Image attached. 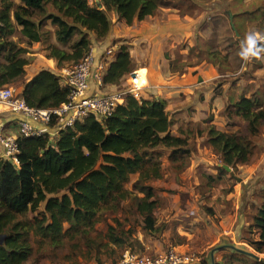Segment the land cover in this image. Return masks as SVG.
<instances>
[{
    "label": "trees",
    "instance_id": "1",
    "mask_svg": "<svg viewBox=\"0 0 264 264\" xmlns=\"http://www.w3.org/2000/svg\"><path fill=\"white\" fill-rule=\"evenodd\" d=\"M100 2L102 8L94 0H0V87L23 79L30 62L26 53L33 43H46V56L58 66L73 65L89 51L91 34L96 39L107 36L112 14L131 25L162 7L179 8L171 0ZM263 4L239 13L257 19L255 31L260 36H264ZM48 21L52 31L46 28ZM17 27L18 37L14 39ZM52 37L58 45L51 43ZM233 46L244 54L248 44L238 40ZM208 54L212 62L216 57L226 61L228 56H221L219 51ZM249 55L253 62L260 55L264 57V43L249 46ZM165 58L170 60L167 54ZM109 61L102 72V85L119 84L133 69L125 45H120ZM169 66L172 72L183 71L176 60H170ZM254 90L240 92L235 101L229 98L224 110L227 119L245 123L244 131H221L209 117L188 122L186 127L177 126L172 133L174 121L164 99L128 95L109 116L98 119L90 115L54 137L17 135L16 162L0 158V264H25L35 243L40 249L49 247L51 256L45 257H53L56 264H79V259L105 264V258L113 262L122 250L136 248L139 220L130 222L127 214L140 218L144 234L158 236L164 226L156 222L157 200L147 182L162 178L163 156L169 168L178 172L196 152V139L204 136L205 147L218 159L214 174H202L209 185L222 175L235 180L237 166L258 159L257 137L264 134V104L261 90ZM20 95L30 107L53 109L68 100L69 89L60 83V76L41 70L24 83ZM57 119L52 116L48 126L54 127ZM132 174L138 177L130 191L124 185ZM258 195L253 223L255 232L259 231V251L264 253V183ZM43 202L44 210L29 218L28 213ZM250 229L246 228V234H251ZM244 239L253 242L250 235ZM231 245H224L222 250L238 253L243 259L230 256L213 264H264V258L241 253ZM249 257L254 263L246 261Z\"/></svg>",
    "mask_w": 264,
    "mask_h": 264
},
{
    "label": "rangeland",
    "instance_id": "2",
    "mask_svg": "<svg viewBox=\"0 0 264 264\" xmlns=\"http://www.w3.org/2000/svg\"><path fill=\"white\" fill-rule=\"evenodd\" d=\"M207 1L210 0H194V3L186 0H174L173 2L171 0L172 4H176L181 9L180 13H186L188 15H193L196 10L201 11L199 5ZM212 4H216L218 8H216V10H213L212 8L206 9L207 14L205 17H203V19L195 25V28L199 29L198 32L201 33L203 37L197 38V43H195L192 47L187 48L188 44L184 43V46H182L183 43H181L180 45L171 48L167 51L168 57H170L171 61L176 60L178 68H184L185 66L200 63L202 60H211L208 54L211 51H219L221 56L228 55L226 61L221 62L219 60L220 58L216 57L213 62L212 60L209 62L214 65L217 64L219 66V72L229 73L231 78H236L232 81V87L228 90L232 101L237 100L240 92L242 91L249 93L254 89H260L263 94L262 101L264 104V57L260 55L257 61L253 62L250 58L248 49L249 46L256 42L258 37V35H254L257 19H249L246 15L240 16L239 13L243 10V6L239 1L215 0ZM261 6H264V4ZM227 11L231 13V20L226 13ZM212 13H218L220 15H218L219 17L210 15ZM233 14H235V17H233ZM206 16H209V18ZM231 23H233V28H235V26L238 27L240 35L236 28L233 29L231 27ZM16 31L17 32L14 33V36L17 38L18 27ZM15 37L13 38L16 39ZM238 40H242L244 44L245 42L248 44V46H246V49L248 50L245 49L244 54H242L240 49L234 48L233 46V43ZM51 43L53 42L51 41ZM41 44L43 45V49L47 50V44ZM53 44L58 45L56 42ZM178 46L180 50H183V52H179L180 50L178 49ZM230 47L231 49H229ZM167 48L168 47L166 46V49ZM37 49H39V47ZM170 60H168V63ZM73 65H70L69 67H72ZM144 72H146V69L142 70V73ZM148 74L149 73H147V75ZM239 79H241V81L236 83ZM121 81L119 82L117 89L122 90L125 82L123 79ZM12 85L13 88H15L19 85V82H15ZM226 121L229 123L228 127H230L231 130H245L246 125L240 119L232 118V120L227 119ZM186 125L187 122L181 123L180 125L177 124V126L183 127H186ZM177 126H173L175 130ZM257 141L259 153H261V151L264 152V134L257 137ZM202 153L205 154L204 151H202ZM161 159L164 164V174L162 178L150 180L147 183L154 188L157 200V207L154 212L156 222L163 225L164 228L158 236L144 234L140 227V218L138 216L127 214L126 216L130 222L139 220V223H136L135 226L136 235L134 237V243L136 248H134L131 252L151 254L153 253L150 251L152 243L154 241L159 242V240L164 239L166 242L164 244L165 249L168 247H177L176 249H179V251L182 250L181 252H188V254L190 253L196 256L200 255L207 260L210 258L208 255L209 252L219 253L220 250L227 252L221 260L225 261L229 259L230 256L235 259H243L238 253L232 254L228 250H222L226 244H232L237 248H242L249 253L251 252L258 258H264V253L259 251L261 247L258 238L259 231L258 233L255 232V225L253 223L255 210L252 213V204H254V208L256 209V202L259 197L258 189L259 186L264 183V180L259 182L256 187L254 202L251 199V191L249 194L245 193L247 204L249 206L247 205L248 207L244 210L245 214L243 213V216L244 220L248 223L246 226L251 227V234L248 232V234H246V232H244L247 228L245 227V229L240 230L241 232L238 230L237 234H234L235 236L233 235V229L235 228H232L231 233L229 232L228 235H225L229 227L227 224L229 221L225 220L229 216L225 213L232 211L229 209V205H232L233 201H226L222 198V196H225V198L231 199L232 196L229 194H234L235 190L238 192L236 196H242L243 198L245 190L248 192V189H251L252 180L248 178L250 176V172L252 174L253 169L256 168L255 163L257 160L248 166L239 165L236 167V170L233 171L236 178H241L240 185L227 175H222L219 179L212 180L209 185L206 184L207 181L202 174L205 172L215 173L211 171L213 169L211 163L208 167L203 165H201L202 167H197L194 169V175H192L190 158L185 160L181 170L178 172H174L169 168L166 156H163ZM262 168L263 170L261 171V176L263 177L264 163ZM137 177L138 174H132L129 177V180L124 185L127 190L133 191ZM164 192L167 194H164ZM60 194L61 193L55 194L54 196H58ZM138 195L142 196L143 194L139 193ZM228 195L230 197H228ZM44 207L45 202L41 203L36 211L29 212L28 217L31 218L38 215L40 211L44 210ZM209 210L212 213H209ZM223 210L224 213H222ZM223 220L225 221L223 222ZM220 229L222 230L223 235L221 234ZM223 232H225V234ZM246 235L251 236L253 239L252 243L243 239ZM33 249L32 256L25 264H56L53 257H45V255L51 256V249L49 247L46 246L43 249H40L35 243ZM125 250L128 249L122 250L116 257L115 261ZM79 260L80 263L83 261V259ZM104 260L105 264H112L115 262L107 260L106 258ZM246 261L254 263L253 259L250 257L246 258Z\"/></svg>",
    "mask_w": 264,
    "mask_h": 264
},
{
    "label": "crops",
    "instance_id": "3",
    "mask_svg": "<svg viewBox=\"0 0 264 264\" xmlns=\"http://www.w3.org/2000/svg\"><path fill=\"white\" fill-rule=\"evenodd\" d=\"M213 1L215 0H210L199 5L201 11L196 10L193 15L180 13V8L162 7L158 9L154 15L147 16L143 20H134L131 25L125 24L123 20H118L112 14L113 24L110 32L102 39H96L95 35L91 34V46L95 48L97 63L102 61L103 57H106V55H104L105 48L110 49L112 54H114L117 52L120 45L127 46L133 69H146L147 86L143 89V98L150 99L154 97L164 99L166 101V110L173 119L174 125L177 126V124L180 125L185 122H199L210 117L212 119L211 124L217 129L226 132H234V130L228 127L229 123L224 116V110L229 103L230 96L228 90L232 87L231 83L236 78H231L229 73L219 72V66L217 64L214 65L206 60H202L200 63L194 65L185 66L181 72H172L168 60L165 58V54H167V51L171 48L181 43H183L182 46H184V43L188 44L187 48L192 47L197 38L203 37V35L198 32L199 29L195 28V25L205 17L207 14L206 9L212 8L216 10V8H218L216 4H212ZM236 1L241 2L243 6L242 11H244L254 9L256 5H259L264 0ZM15 2L19 3V0H15ZM48 8L50 10L52 9L50 6H48ZM214 14L215 13H212L210 15H220L218 13ZM206 17L209 18V16ZM46 28L51 31L54 29L49 21L46 23ZM19 29L18 27V30ZM254 35H258V33L255 31ZM51 41L53 43L56 42L54 37H52ZM166 46L168 47L167 49ZM38 47L39 49H37ZM178 49L180 50L179 46ZM46 51L47 50L43 49V45L40 42L33 43L28 47L26 56L30 58V62L25 66V74L23 79L19 82V85L14 88L15 92L17 90V93L21 94L24 83L28 82L41 70H49L61 77L64 70L69 68L70 65L68 64L58 66L55 60L46 56ZM179 52H183V50L181 49ZM111 57L112 56L108 59L110 60ZM108 62L110 61L105 62L104 69H106ZM147 73L149 74L147 75ZM240 81L241 79L236 81V83ZM118 85L119 84H106L98 88L97 84L91 81L90 90L88 92H109L117 89ZM9 86L13 88V85ZM22 120L27 119L21 113L13 112L5 105L0 104V136H16L18 124ZM27 121L30 122V120ZM31 123L36 129L43 131L50 137H54L57 134V132H55V127H49L48 125H43L38 122ZM172 133H175L174 127H172ZM205 139L204 136L196 139L197 153H193L194 155L190 157L192 175H194V169L199 166L201 167V165L208 167L211 163L213 168L214 164H218L217 157L205 147ZM202 151H204L205 154H203ZM3 153V147L0 144V158H4ZM263 163L264 152L261 151L255 163L256 168L253 169L252 174L250 172L248 178L252 180L251 189L249 188L248 192L245 190L243 198L242 196H236L238 193L237 190H235L234 194H229L232 196L231 199L222 196L226 201H233H231L232 205H229V209L233 212L230 211L229 213H225L230 217V219L229 217L225 219L229 221L227 222L229 225L227 233L225 234V232H223L225 235H228L229 232L231 233L232 228H235L233 229L234 235L235 233L237 234L238 230L240 231L247 227L246 225L248 223L244 220L243 216V213L245 214L244 210L249 206L245 193L249 194L251 191V199L253 202L255 201L254 193L256 192V187L259 182L264 180V176H261ZM211 171L216 172L213 169ZM235 182L240 185L241 178L235 177ZM164 194L167 193L164 192ZM229 195L228 197H230ZM252 206L253 213L255 210L254 204H252ZM222 213H224V210ZM225 220H223V222ZM220 231L222 234L221 229ZM165 243L164 239L159 240V242L154 241L150 251L153 253H161L165 249ZM226 253L227 252L221 250L219 253L209 252V260L198 255L199 260L191 264H213V261H221ZM79 264L97 263L95 261H89Z\"/></svg>",
    "mask_w": 264,
    "mask_h": 264
},
{
    "label": "built area",
    "instance_id": "4",
    "mask_svg": "<svg viewBox=\"0 0 264 264\" xmlns=\"http://www.w3.org/2000/svg\"><path fill=\"white\" fill-rule=\"evenodd\" d=\"M257 41L264 43V36L258 34ZM104 55L106 57L97 63L95 48L91 46L78 62L64 70L60 77V83L69 89L68 100L53 109L30 107L23 97L15 92L14 88L9 85L0 87V104L5 105L13 112L21 113L27 120H30V122L27 120L19 122L17 135L39 136L45 134L36 129L31 122L48 125L52 116L58 117L54 125L55 132L72 127L74 123L90 115L98 119L105 118L111 114L116 106L123 104L128 95L136 99L143 97L141 94L147 86V78L146 72L142 73V69H132L126 74L125 85L122 90L88 92L91 81H94L98 88L102 86V72L105 62L109 61L108 58L112 56L111 50L105 48ZM16 136H0V144L4 152L3 157L14 162H16L18 152ZM198 260L199 256L168 247L161 253L151 254L125 250L112 264H191Z\"/></svg>",
    "mask_w": 264,
    "mask_h": 264
},
{
    "label": "water",
    "instance_id": "5",
    "mask_svg": "<svg viewBox=\"0 0 264 264\" xmlns=\"http://www.w3.org/2000/svg\"><path fill=\"white\" fill-rule=\"evenodd\" d=\"M95 2V5L98 7V8H102V4L100 2V0H94ZM228 16H229V19L231 20V13L230 12H227ZM231 27L233 28V23H231ZM234 29V28H233ZM223 168L227 171H231L230 167L226 166V165H223ZM239 180V179H238ZM0 241H1V238H0ZM231 247L241 253H246V254H249L251 256L254 257V255L250 252H247L246 250H243V249H240V248H237L236 246L234 245H231Z\"/></svg>",
    "mask_w": 264,
    "mask_h": 264
}]
</instances>
